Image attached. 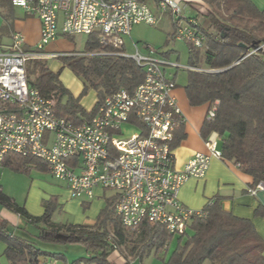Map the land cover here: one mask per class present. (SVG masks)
Here are the masks:
<instances>
[{"label":"built area","instance_id":"built-area-1","mask_svg":"<svg viewBox=\"0 0 264 264\" xmlns=\"http://www.w3.org/2000/svg\"><path fill=\"white\" fill-rule=\"evenodd\" d=\"M195 1L10 0L12 7L38 17L40 38L34 50L26 48L18 31L10 35L8 45L0 44V167L8 153L35 156L67 184L73 198H91L96 188L114 192L115 214L127 229L137 231L148 221L174 236L185 235L193 218L206 213L183 205L180 189L190 177H204L213 157L221 158L219 141L205 140L207 153H196L182 170L175 168L174 135L186 119L167 68L179 65L157 56L149 45L143 51L132 42L134 51L129 53L126 39L135 25L154 26L168 15L173 39L204 48ZM1 10L0 2V14ZM92 33L98 34L101 47L84 55L132 59L143 69L144 81L133 92L120 89L106 96L88 122L76 125L55 113L52 99L29 86L27 62L57 58L55 53L41 55L40 50L59 36ZM215 110V105L208 109L207 120ZM260 189L263 182L250 193Z\"/></svg>","mask_w":264,"mask_h":264},{"label":"trees","instance_id":"trees-1","mask_svg":"<svg viewBox=\"0 0 264 264\" xmlns=\"http://www.w3.org/2000/svg\"><path fill=\"white\" fill-rule=\"evenodd\" d=\"M0 2L10 15V0ZM195 2L206 42L202 49L186 43V96L191 106L215 105V115L205 119L201 134L205 140L218 139L221 159L237 164L253 178L254 185L264 183V10L251 0ZM206 27L213 31L207 33ZM100 47L98 34L92 33L82 54L58 57L84 80L80 96L95 90L97 101L90 112L80 103V96L75 98L61 82L60 71H52L42 58L27 62L29 86L52 99L55 113L76 125L88 122L106 96L120 89L133 92L144 81L143 69L132 59L84 55ZM181 127L175 131L174 145L183 137ZM1 167L19 173L48 171L43 160L16 153H8ZM55 202L56 199L44 201L43 214L33 216L0 186V204L36 228L35 235L26 226L13 233L9 223L0 220V242L5 244L9 264H40L48 254L36 245V240L85 245L88 257L72 264H115L111 261L115 252L125 260L124 264H131L129 257L142 258L152 251L155 255L166 253L174 237L163 225L148 221L137 231L124 227L115 214L116 194L105 197L94 225L55 223ZM203 210L206 216L194 217L186 234L178 237L170 257L163 258L166 264H203L207 260L211 264H264V240L251 220L223 209L219 197L211 199ZM257 214L264 212L259 209Z\"/></svg>","mask_w":264,"mask_h":264},{"label":"rangeland","instance_id":"rangeland-1","mask_svg":"<svg viewBox=\"0 0 264 264\" xmlns=\"http://www.w3.org/2000/svg\"><path fill=\"white\" fill-rule=\"evenodd\" d=\"M152 4V2L150 1ZM5 12L2 8L1 13ZM2 17H0V27L4 24ZM173 30L171 19L168 15H164L160 21L154 25L150 26L145 23L137 24L133 27L131 31L130 39L132 42L137 43L138 47L146 51L144 46L149 45L155 49L156 55L159 57L165 56L170 62L179 65L178 68L168 67L167 73H176V82L179 86H183L187 82V70L184 69L188 66V56L189 48L186 42L175 40L171 37V32ZM213 28L206 27V32L210 33ZM88 36L84 34L74 35L71 38L65 36H59L56 41H52L40 50L41 55L51 54L54 52L60 57L65 53L71 51L69 55H77L82 52L86 47ZM3 41H7L3 40ZM129 38L126 39V48L129 53H132L134 49L132 48V43ZM54 47V48H53ZM67 55V56H69ZM46 60L48 67L54 71H60V80L67 86L73 93H77L80 96L84 80L78 77L67 65L62 62L60 58L45 57L42 58ZM80 103L82 106L90 112L94 107L97 97L94 89H89L85 94L80 96ZM0 185L3 187L4 192L12 197L19 205L26 207L29 212L34 216L42 215L44 212V201L50 199H56V209L53 212L52 220L55 223H77L83 218H86L91 212V210H97L96 217L99 215L100 211L104 207V199H94L91 203L85 197L71 198L68 194V188L65 182L56 179L48 171L31 170L29 173H19L13 171L9 168H0ZM66 185V186H65ZM67 191L68 195L64 194ZM107 194L112 193L111 190H106ZM85 202V203H84ZM103 206V207H102ZM3 210L5 213L14 215L10 210L4 208L0 204V213ZM2 219L0 214V220ZM94 219V220H95ZM17 226L11 222L9 223V229L13 233H19L20 230L17 228L19 225L26 226L27 229L33 234H36V228L26 221L20 219L17 222ZM83 223V222H80ZM178 237L174 236L172 242L168 246V250L158 253L155 255L152 251L149 256H146L141 263L140 259L137 260V264H166L163 258L167 260L174 249L178 245ZM186 239L183 238L182 242ZM36 245L41 248L42 251L48 255L44 256L48 262L56 264H72L79 259H84L88 257L84 245L81 243H50L44 242L42 240H36ZM5 244L0 242V264H9V261L4 255ZM49 254H58L62 258L58 259L56 256H51ZM203 264H211L208 260Z\"/></svg>","mask_w":264,"mask_h":264},{"label":"crops","instance_id":"crops-1","mask_svg":"<svg viewBox=\"0 0 264 264\" xmlns=\"http://www.w3.org/2000/svg\"><path fill=\"white\" fill-rule=\"evenodd\" d=\"M251 1L259 10H264V0ZM0 17H2L5 22L0 27V44L8 45L11 40L10 35H12L15 31H18L25 37L26 48L30 50L35 49L40 38V21L38 17L27 14L23 9H18L16 7L11 9L10 15H8L5 10V12L0 14ZM61 22L62 20L60 18V25ZM6 38L7 41H3L6 40ZM129 40L132 42L130 38ZM51 54H54V52ZM69 54H71V51L65 53L64 55ZM170 77L176 82V73L170 74ZM185 85L179 86L176 82V88L173 91V95L176 97L178 105L186 119L185 124L181 127V134L183 137L176 145H174L173 141L172 150L174 151L175 168L177 170H182L185 167V164H187L196 153L208 152L205 139L201 134V129L206 119L209 104L191 106L186 96ZM73 95L75 98L78 96L77 93H73ZM211 161L212 162H210L209 168L204 177H190L183 184L178 196L180 202L190 209L202 210L211 199L219 197L221 198V205L223 209L231 212L236 217L251 220L257 233L264 240V215L257 214V210L259 209L264 212V189L258 190L256 194L250 193V189L256 186L253 184V178L244 173L237 164L217 157H213ZM68 192L70 193L69 188ZM68 192L65 190L63 193L66 195ZM93 193L94 195L91 198L85 196L83 197L90 200L89 203H91L92 200L96 198H102L105 201V197L109 196L107 191L102 190L101 188H96ZM112 194H114V192L110 195ZM69 195L73 198L71 194ZM104 205L105 203L103 206ZM4 211L6 210L2 209V212L0 213L2 219L6 220L8 223L12 222L16 227L18 224L17 222H19L21 218L16 214L12 215L8 214V212L5 213ZM27 211L29 212L28 209ZM96 213L97 210H94L93 208L86 218H83L81 221L74 224L94 225L96 222V220H94ZM19 227L22 226L19 225L17 228ZM83 247H85V245ZM85 249L87 252L86 247ZM146 256L149 255H144L142 258L129 257V260L131 264H137L136 259H140L141 263H143ZM43 261L48 260L44 259ZM111 261L115 264L125 263V260L122 259L119 253L116 252L111 256ZM56 263L57 260L54 264ZM151 264H153V261Z\"/></svg>","mask_w":264,"mask_h":264}]
</instances>
